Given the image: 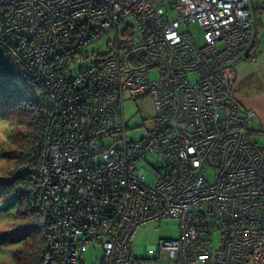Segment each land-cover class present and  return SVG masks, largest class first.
<instances>
[{
    "label": "built area",
    "instance_id": "1",
    "mask_svg": "<svg viewBox=\"0 0 264 264\" xmlns=\"http://www.w3.org/2000/svg\"><path fill=\"white\" fill-rule=\"evenodd\" d=\"M254 40L251 0H0V75L40 92L27 177L41 264H83L87 246L94 264H264V150L225 78L255 63ZM146 96L152 124L134 141L123 103ZM164 220L178 238L136 258V231Z\"/></svg>",
    "mask_w": 264,
    "mask_h": 264
},
{
    "label": "rangeland",
    "instance_id": "2",
    "mask_svg": "<svg viewBox=\"0 0 264 264\" xmlns=\"http://www.w3.org/2000/svg\"><path fill=\"white\" fill-rule=\"evenodd\" d=\"M123 26L119 27L120 34ZM192 42L196 47H202L204 42L201 29L192 25L188 30ZM115 35L105 36L99 42V53L106 52V45L114 39ZM91 51V48L88 49ZM154 73L150 74L153 77ZM14 86L23 88L31 98L39 97V89L32 83L12 77ZM11 88V87H10ZM11 90V89H10ZM123 113L129 128L130 138L134 141L142 139L152 124L154 116L153 102L149 96L137 100H125ZM25 121L22 117L20 103L13 98L12 94L6 95L0 92V178H5L14 167V162L7 155L15 148L13 140L24 131ZM145 170V183L152 185L154 182L150 174V168L142 164L139 166ZM210 178L212 174H209ZM18 203L12 197L0 194V264H11L13 254L25 240L21 231L20 220L16 218ZM179 236V223L175 220L162 222H149L139 227L132 239L133 254L138 259L146 257V251L155 247L161 240L177 239ZM102 252L98 246H87L81 256L83 264H94L100 261Z\"/></svg>",
    "mask_w": 264,
    "mask_h": 264
},
{
    "label": "trees",
    "instance_id": "3",
    "mask_svg": "<svg viewBox=\"0 0 264 264\" xmlns=\"http://www.w3.org/2000/svg\"><path fill=\"white\" fill-rule=\"evenodd\" d=\"M0 92L12 94L20 103L25 121L24 131L13 140L14 150L7 154L13 160L14 167L5 178H0V194L12 197L18 203L16 218L20 220L25 238L13 254L11 264H41L40 259L46 248L45 227L29 197L27 165L33 158L44 122L37 99L31 98L25 89L10 83V78L5 79L0 75Z\"/></svg>",
    "mask_w": 264,
    "mask_h": 264
},
{
    "label": "crops",
    "instance_id": "4",
    "mask_svg": "<svg viewBox=\"0 0 264 264\" xmlns=\"http://www.w3.org/2000/svg\"><path fill=\"white\" fill-rule=\"evenodd\" d=\"M255 23V63H238L225 73L242 108L252 114L247 139L264 150V0H251Z\"/></svg>",
    "mask_w": 264,
    "mask_h": 264
}]
</instances>
